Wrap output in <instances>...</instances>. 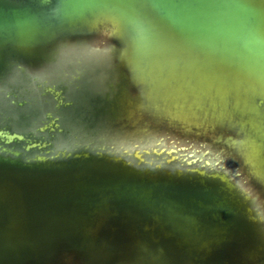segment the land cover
<instances>
[{
  "label": "water",
  "instance_id": "95a60500",
  "mask_svg": "<svg viewBox=\"0 0 264 264\" xmlns=\"http://www.w3.org/2000/svg\"><path fill=\"white\" fill-rule=\"evenodd\" d=\"M0 264H264V0H0Z\"/></svg>",
  "mask_w": 264,
  "mask_h": 264
}]
</instances>
